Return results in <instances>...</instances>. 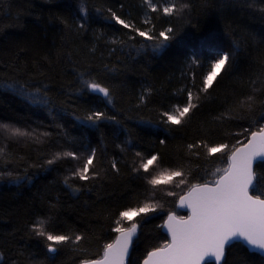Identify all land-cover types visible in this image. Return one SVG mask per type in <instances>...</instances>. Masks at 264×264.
<instances>
[{
	"label": "trees",
	"instance_id": "trees-1",
	"mask_svg": "<svg viewBox=\"0 0 264 264\" xmlns=\"http://www.w3.org/2000/svg\"><path fill=\"white\" fill-rule=\"evenodd\" d=\"M152 2L156 12L145 0H0V125L31 134L8 138L0 131V264L99 259L117 235L119 213L151 203L155 212L123 222L138 224L126 264H141L168 242L165 218L186 216L177 199L227 168V154L207 148L239 147L264 125V0H176L190 9L173 16L162 11L169 0ZM112 13L156 37L171 28L174 39L157 48L162 38L140 37ZM224 53L229 61L200 92ZM92 81L109 90L111 103L88 90ZM189 90L200 97L193 100L198 106L180 125L164 123L162 113L186 105ZM250 95L252 109L241 108ZM94 112L105 118L93 124L87 117ZM93 151L90 172L98 175L73 176L82 166L63 154ZM57 154L62 158L49 164ZM153 155L154 169L182 171L173 184L186 183L150 185L154 169L144 172L140 164ZM254 171L252 194L259 195L264 162ZM40 222L48 233L81 239L57 245L53 258L52 242L34 231ZM226 264H264V257L236 243L226 250Z\"/></svg>",
	"mask_w": 264,
	"mask_h": 264
},
{
	"label": "snow or ice",
	"instance_id": "snow-or-ice-1",
	"mask_svg": "<svg viewBox=\"0 0 264 264\" xmlns=\"http://www.w3.org/2000/svg\"><path fill=\"white\" fill-rule=\"evenodd\" d=\"M152 12H156V5L152 0H145ZM188 3L177 5L176 0H169L168 6L162 9L166 16L182 15L185 10H189ZM85 9L81 8V12ZM112 20L125 29L134 30L140 37L147 40H162L156 45L157 48L165 46V42L174 39L171 35L173 30L167 28L159 32L158 37L150 35L151 28L141 31L115 13H112ZM144 23H151L146 19ZM229 61V55L224 53L219 59L211 64V70L203 77V87L200 92H207L212 86L213 81L220 74L225 64ZM89 91L102 94L111 103L110 93L106 87L98 83L86 82ZM39 91V89H37ZM188 101L184 106H174L173 111L164 112L162 116L164 123L171 125H180L192 109L198 105L193 100H199L197 95L194 97L191 90L188 91ZM255 103L253 96H248L246 101L240 102L241 108L251 110ZM105 118V114L94 112L87 117L88 121L95 124ZM0 128L8 129V125H0ZM12 136H30V133L21 131L19 128L11 129ZM44 135H47L45 133ZM163 143V141H161ZM240 142L237 141V144ZM192 145H189L191 148ZM209 154L225 153L227 154L228 167L224 169L217 168L219 178L211 183H195L188 187L185 195L180 197L181 206L190 210V214L185 217H178L175 214L168 215L167 221L163 225L169 233L171 240L163 246L156 248L148 253L143 264H202L206 257L214 258L216 264H226V250L239 243L246 245L253 252H259L264 257V199L259 195H253L256 190V181L258 175L254 171V162L264 160V125L257 131L250 133L247 143L242 146L228 144H219L208 147ZM0 155H3V149H0ZM140 154L137 153V156ZM63 157L79 159L75 153H64ZM57 154L52 164L57 159H61ZM222 158V157H221ZM95 152L87 157L82 167L77 168L72 175L80 180H90L98 175L97 172L90 169L94 167ZM157 160L153 155L146 162L140 164L144 172H148L149 166ZM115 168V164H113ZM139 171V169H136ZM182 171H161L148 180V183L154 187L161 183L170 184L174 182L173 178L183 177ZM67 182V181H66ZM176 186L185 184V179L181 178L175 181ZM172 193L169 192V195ZM157 206L151 203H144L140 207H132L119 213L116 219V227L113 229L119 235L113 243L104 246L103 257L99 260L86 261L85 264H126L129 257V249L133 243V238L137 233V223H131L130 227H125V221H133L135 217L147 216L155 212ZM34 231L38 236L46 237L47 241L52 243L47 245V252L55 254L58 252L57 245H63L68 242H75L81 239L80 236L72 237L59 234L54 235L45 231L44 223L40 222L34 225Z\"/></svg>",
	"mask_w": 264,
	"mask_h": 264
},
{
	"label": "water",
	"instance_id": "water-1",
	"mask_svg": "<svg viewBox=\"0 0 264 264\" xmlns=\"http://www.w3.org/2000/svg\"><path fill=\"white\" fill-rule=\"evenodd\" d=\"M92 93H94V92H92ZM94 94L99 95V96H101L102 98H105L102 94H99V93H94ZM249 138H250V136L248 137V139H249ZM248 139H247V140H248ZM247 140H246L245 143H247ZM245 143H244V144H245ZM242 145H243V144H242ZM242 145H240V146H242ZM258 162H264V160H258V161H256V162H254V166H255V164L258 163ZM227 167H228V166H227ZM218 178H219V177H218ZM218 178H217V179H218ZM185 194H186V192H185ZM185 194H183V195H185ZM183 195H182V196H183ZM176 207H177L178 210L185 211V213H186L185 218L190 214V210H189V209H187V208L181 206L180 198H179V200L177 201V206H176ZM169 215H170V214H169ZM167 218H168V216H167V217L165 218V220L163 221V224H162L161 230H162V232H163L164 234L167 235V237H168V242H170L171 237H170L169 233L167 232V229L163 226V225L165 224V222L167 221ZM118 235H119V234L117 233V235L115 236V239H116V237H117ZM134 238H135V237H134ZM134 238H133V241H134ZM115 239L113 240V242L115 241ZM113 242H112V243H113ZM238 244H239V243H238ZM132 245H133V243H132ZM132 245H131V247H130V249H129V255H130V251H131ZM241 245H242V244H241ZM242 246H244V247L246 248V250H247L249 253H255V254L261 256V255L259 254V252H253V251L250 250L246 245H242ZM147 255H148V254H147ZM147 255H146V257H147ZM102 257H103V253H102V255H101V257H100L99 259H102ZM146 257L143 259V261L146 259ZM128 258H129V257H128ZM99 259H96V260H99ZM143 261L141 262V264H143ZM126 262H127V261H126ZM207 262H212L213 264H216L214 258H210V257H206L205 260L202 262V264H205V263H207ZM82 264H85V262L82 263Z\"/></svg>",
	"mask_w": 264,
	"mask_h": 264
},
{
	"label": "rangeland",
	"instance_id": "rangeland-1",
	"mask_svg": "<svg viewBox=\"0 0 264 264\" xmlns=\"http://www.w3.org/2000/svg\"><path fill=\"white\" fill-rule=\"evenodd\" d=\"M210 70H211V69H210ZM172 111H173V110H172ZM4 125H8V126H9L8 129L0 128V131L3 133L4 136H6V137H8V138H22V137H23V136H12V134H11V129H15L16 127H14V126H12V125H9V124H4ZM89 155H90V153L86 152L84 155H80V156H78L79 159H75V160L77 161V164L83 166L85 160L87 159V157H88ZM154 167H155V164H154V162H153V164L150 165L149 168H153V169H154ZM150 171L152 172V176H154V175H158V174L161 172L160 170L157 171V169H154L153 171H152V169H151ZM154 171H157V172L154 173ZM173 179H174V178H173ZM176 179H178V178H176ZM171 185H172L173 188H174V187H175V188L177 187V186H176L175 184H173V183H170V184H164V183H161L159 186H160V187H169V186H171ZM125 223H128V221H125ZM128 227H130V225H129Z\"/></svg>",
	"mask_w": 264,
	"mask_h": 264
},
{
	"label": "bare ground",
	"instance_id": "bare-ground-1",
	"mask_svg": "<svg viewBox=\"0 0 264 264\" xmlns=\"http://www.w3.org/2000/svg\"><path fill=\"white\" fill-rule=\"evenodd\" d=\"M184 194H185V193H184ZM181 196H182V195H181ZM181 196H180V197H181ZM180 197H179V198H180ZM179 198L177 199V201L179 200ZM176 206H177V203H176ZM83 263H84V262H83ZM81 264H82V263H81Z\"/></svg>",
	"mask_w": 264,
	"mask_h": 264
},
{
	"label": "flooded vegetation",
	"instance_id": "flooded-vegetation-1",
	"mask_svg": "<svg viewBox=\"0 0 264 264\" xmlns=\"http://www.w3.org/2000/svg\"><path fill=\"white\" fill-rule=\"evenodd\" d=\"M262 257V256H261ZM208 263V262H207ZM212 263V262H211Z\"/></svg>",
	"mask_w": 264,
	"mask_h": 264
}]
</instances>
